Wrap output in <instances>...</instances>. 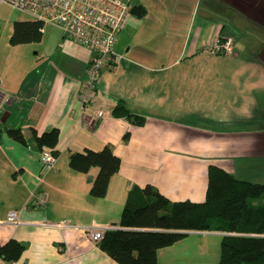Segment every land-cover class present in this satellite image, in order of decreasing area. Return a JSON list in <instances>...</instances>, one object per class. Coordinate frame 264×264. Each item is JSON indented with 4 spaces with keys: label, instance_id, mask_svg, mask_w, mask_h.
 <instances>
[{
    "label": "crops",
    "instance_id": "crops-1",
    "mask_svg": "<svg viewBox=\"0 0 264 264\" xmlns=\"http://www.w3.org/2000/svg\"><path fill=\"white\" fill-rule=\"evenodd\" d=\"M131 4L145 13L120 32L114 52L122 59L100 73L85 108L79 92L90 55L57 27L40 71L8 79L0 66V244L26 245L17 262L0 264H117L80 228L117 226L133 188L150 185L171 202L201 203L211 165L264 183V0ZM224 37L233 38L231 55L206 51ZM118 102L144 125L111 116ZM14 126L26 145L7 136ZM32 129L38 136L58 131L52 172L42 171ZM107 145L121 163L105 195L94 198L98 169L76 172L69 157ZM42 194L45 206L36 205ZM21 208L22 225L7 224V214ZM225 235L186 232L157 251V264H217Z\"/></svg>",
    "mask_w": 264,
    "mask_h": 264
},
{
    "label": "trees",
    "instance_id": "trees-1",
    "mask_svg": "<svg viewBox=\"0 0 264 264\" xmlns=\"http://www.w3.org/2000/svg\"><path fill=\"white\" fill-rule=\"evenodd\" d=\"M144 13L140 6L131 8V16L141 17ZM42 28L37 21H15L9 43L12 46L39 43L43 37ZM111 116L124 118L134 126L145 123L144 118L132 114L122 102L116 103ZM6 134L11 140L26 145L21 129H7ZM32 137L41 152L48 149L56 155L57 129L39 136L32 129ZM120 163L108 145L100 151L86 149L69 157V166L76 172L87 173L93 167L98 169L89 191L94 198L105 195L109 180L119 171ZM261 196L264 197V183L236 179L224 169L211 165L203 202H171L150 185L133 188L116 230L105 232L95 244L117 264H157V251L183 239L186 232H220L226 235L221 241L217 264H264V204H249V200ZM25 248L24 243L11 239L0 244V259L17 262Z\"/></svg>",
    "mask_w": 264,
    "mask_h": 264
},
{
    "label": "built area",
    "instance_id": "built-area-1",
    "mask_svg": "<svg viewBox=\"0 0 264 264\" xmlns=\"http://www.w3.org/2000/svg\"><path fill=\"white\" fill-rule=\"evenodd\" d=\"M12 10L26 14L31 20L42 25L57 27L64 39L70 40L87 50L90 57L87 63L85 79L79 92L82 108L88 106L96 98L100 72L113 68V63L122 59L115 54L114 47L118 33L124 28L131 16V0H0ZM207 52L222 56L233 53V38H217L206 49ZM102 116V112H98ZM40 162L44 174L55 168L56 157L51 150L41 152ZM42 194L36 205L45 206ZM23 208L10 211L6 223L14 227L22 225ZM68 227V226H65ZM90 241L98 242L107 231L116 227H85L80 228Z\"/></svg>",
    "mask_w": 264,
    "mask_h": 264
},
{
    "label": "rangeland",
    "instance_id": "rangeland-1",
    "mask_svg": "<svg viewBox=\"0 0 264 264\" xmlns=\"http://www.w3.org/2000/svg\"><path fill=\"white\" fill-rule=\"evenodd\" d=\"M18 20H31V17L12 10L8 5L0 3V66H3L2 73L9 79L10 73H25L27 71H40L44 63L43 53H50L54 50L58 41L60 31L49 25H43V37L39 43H27L12 46L9 43L12 33V26ZM7 62V65H6ZM6 65V67H5ZM5 114L2 113L0 119ZM13 117L6 121V126L12 127ZM18 125V124H17ZM14 128H19L14 126ZM249 204L258 206L264 204V197L249 200Z\"/></svg>",
    "mask_w": 264,
    "mask_h": 264
},
{
    "label": "water",
    "instance_id": "water-1",
    "mask_svg": "<svg viewBox=\"0 0 264 264\" xmlns=\"http://www.w3.org/2000/svg\"><path fill=\"white\" fill-rule=\"evenodd\" d=\"M2 122H3V120H2Z\"/></svg>",
    "mask_w": 264,
    "mask_h": 264
}]
</instances>
